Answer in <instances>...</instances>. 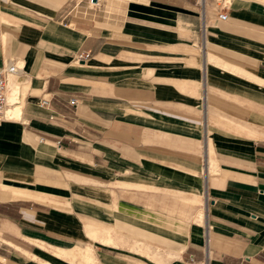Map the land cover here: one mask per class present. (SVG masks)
Instances as JSON below:
<instances>
[{"label":"crops","instance_id":"crops-1","mask_svg":"<svg viewBox=\"0 0 264 264\" xmlns=\"http://www.w3.org/2000/svg\"><path fill=\"white\" fill-rule=\"evenodd\" d=\"M0 74V264H264V0H0Z\"/></svg>","mask_w":264,"mask_h":264},{"label":"built area","instance_id":"built-area-1","mask_svg":"<svg viewBox=\"0 0 264 264\" xmlns=\"http://www.w3.org/2000/svg\"><path fill=\"white\" fill-rule=\"evenodd\" d=\"M217 17L221 20H225L227 18V15L225 12L221 11L217 14ZM88 57H89L88 52H79L76 55V59L78 61L87 59ZM18 68H19V66L16 63H14L12 65H9L5 69V72L13 73V72H16L18 70ZM6 91H7V82H6L5 78L2 76V74H0V119L7 117V114L5 111L6 104H7ZM70 101L73 104L75 103L74 99H71ZM46 103H47V100L43 99L42 104H46Z\"/></svg>","mask_w":264,"mask_h":264}]
</instances>
